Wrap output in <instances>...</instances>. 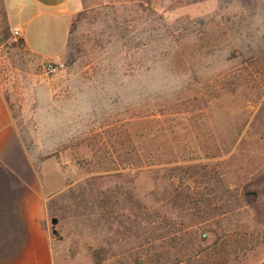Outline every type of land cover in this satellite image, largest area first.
I'll return each instance as SVG.
<instances>
[{"label":"rangeland","instance_id":"374dc122","mask_svg":"<svg viewBox=\"0 0 264 264\" xmlns=\"http://www.w3.org/2000/svg\"><path fill=\"white\" fill-rule=\"evenodd\" d=\"M6 2L0 91L45 176L50 264H157L166 231L203 248L182 264L263 263L264 0H79L53 75L54 34L30 54Z\"/></svg>","mask_w":264,"mask_h":264},{"label":"crops","instance_id":"0c3cea01","mask_svg":"<svg viewBox=\"0 0 264 264\" xmlns=\"http://www.w3.org/2000/svg\"><path fill=\"white\" fill-rule=\"evenodd\" d=\"M13 1L14 5L6 2L7 22L18 28L25 49L39 56L35 55L39 43L28 41L26 32L41 34L43 40L47 30L55 36L48 43L55 44L57 51L46 53L42 62L61 63L79 0ZM44 178L18 137L0 91V264H50L49 238L43 227L47 221Z\"/></svg>","mask_w":264,"mask_h":264},{"label":"trees","instance_id":"16d2710c","mask_svg":"<svg viewBox=\"0 0 264 264\" xmlns=\"http://www.w3.org/2000/svg\"><path fill=\"white\" fill-rule=\"evenodd\" d=\"M2 39L3 38H0V41ZM19 43L23 44V41L20 39ZM168 170H170V169H168ZM167 177L170 178L171 176L170 177L166 176V178ZM167 223L168 222L165 221V225H167ZM168 227H169V225H168ZM187 228L191 234L194 233L193 229H195V226H188ZM163 229H165V228H163ZM200 240H203V239L200 238ZM156 241H159V244L149 247L148 249H146L145 253L147 255L153 254V256L156 257L155 261L157 262V264H163V262H160V258H162L163 256L168 255L167 257L170 258V255L167 254V252H166L168 248L172 249L176 253L180 254V256H173L172 257L173 259L171 260V264H182L185 261H192V260L196 259L202 253V250H203L202 246L199 243L196 245H193V243H192L191 248L188 250L186 248H184V249H186V251L183 252L182 247H184V246H182V237H174V233H170L169 231H166L165 235L161 236L160 239H157ZM153 256H152V259H153ZM260 264H264V262L260 263Z\"/></svg>","mask_w":264,"mask_h":264},{"label":"built area","instance_id":"2783aa9c","mask_svg":"<svg viewBox=\"0 0 264 264\" xmlns=\"http://www.w3.org/2000/svg\"><path fill=\"white\" fill-rule=\"evenodd\" d=\"M11 33L14 37L20 36V31L16 27L11 28ZM43 68L47 74L53 75L61 71L64 68V64L59 62L48 61L44 63Z\"/></svg>","mask_w":264,"mask_h":264},{"label":"water","instance_id":"95a60500","mask_svg":"<svg viewBox=\"0 0 264 264\" xmlns=\"http://www.w3.org/2000/svg\"><path fill=\"white\" fill-rule=\"evenodd\" d=\"M51 223H52V225H55V224H56V220L53 219V220L51 221Z\"/></svg>","mask_w":264,"mask_h":264}]
</instances>
